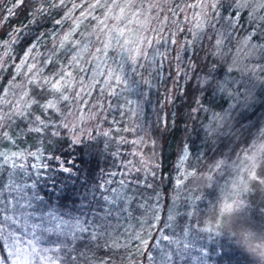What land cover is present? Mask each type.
<instances>
[{
  "label": "snow or ice",
  "instance_id": "obj_1",
  "mask_svg": "<svg viewBox=\"0 0 264 264\" xmlns=\"http://www.w3.org/2000/svg\"><path fill=\"white\" fill-rule=\"evenodd\" d=\"M3 2L4 0H0V4ZM9 2L11 8L7 9L8 15L13 16L14 9L25 4L26 0ZM31 3L32 22H35L37 16L50 15L51 9H67L63 20L71 19L77 9L81 11L72 31L65 33L59 42V47L66 49L65 55H71L68 65L63 66L52 76L40 77L37 73L29 80V84L36 89L48 87L50 92L59 93V101L65 102V111H61L57 106L58 101L54 100L40 104L29 97L21 108L19 103L0 99V149L5 142L11 146L7 150H0V264H80V259L87 255V251L80 250L78 244L109 249L127 248L132 245L135 253L144 255L152 240L153 231L156 232V239L152 241V251L147 252L149 264H191L193 260L198 261V264H208L212 253L223 250L224 246L219 243L220 235L214 231L211 222L200 228L196 222L186 221L182 237H177L173 228L176 214L172 207L168 209L163 227L158 228L161 219L159 194L157 204L153 207L155 214L150 219L142 220L141 229L134 235L130 234L131 225L121 224L131 217L129 204L133 196L129 195V192L133 189L129 185L151 187L146 183L147 176L153 178L156 176L154 172L148 170L143 159H141V163L145 165L143 179L139 181L128 179L130 173L140 171L129 161L127 171L108 172L106 178L95 184H88L82 191L71 194V198L78 201L77 204L61 206L60 201L69 195L67 187L69 185L75 187L78 178L77 172L74 171L75 157L67 161L71 166H66L61 156L46 155L42 148H38L37 151L11 150L19 149L17 139L21 138V133L63 139L61 130L67 133L70 141L69 151L78 145L88 149L91 147L90 142L97 140L98 137L104 138L107 148L113 139V132H119V128L110 127L98 132L97 135H92L80 127L85 119L82 107L75 113L76 119H72L74 115L71 111L72 102L81 100L84 94L91 95L97 87L101 95L106 94L110 98L108 102L110 109H118L122 117L127 113L128 120L133 122V127H125L123 131L142 134L138 139L131 141L120 137L118 142L133 145L142 143L144 134L147 133V125L143 121L136 124L135 120L144 115L146 106L152 107L151 94L157 90L158 84L167 78L165 76L167 46L176 43L175 39L164 37L161 44L159 35L152 37L151 33L163 31L162 26L169 23L177 26L179 31H184L178 27L176 18L180 16L183 17L182 22L189 25L187 31L192 36V39L184 41L173 58L179 62L175 65L176 80L178 81L182 75L185 83L192 79L191 71L196 68L191 59L193 46L207 38V30L210 29L217 35L216 51L212 55L219 58L226 54L236 30L247 26L243 44L248 48V53L244 57V62L233 58L223 77L217 72V64L213 63L208 67L206 74L201 71L195 79L196 86L201 89V96L207 91L211 92L209 104L223 99L227 103V108L222 112H216L205 107L201 99L197 98L196 107L192 108L191 112L211 114L210 122L201 126L205 132V142L212 145L210 151L215 148L218 140L227 139L231 143L243 137H252L241 151L230 150V154L221 153L219 158L207 163L206 171L199 172L198 166L203 160L204 153L198 152L191 167L185 169V162L191 153L188 145H184L177 165L178 175L175 177V189L178 192L183 189L184 206L188 209L183 215L187 218L215 213V217H218L228 201L237 198L239 208L248 215L253 226L264 232V221L257 222L249 214L252 207L250 194L264 191V119L261 117L257 120L250 119L257 108L264 105V0H193L187 4L183 0H81V3L71 2L70 6L69 0H31ZM225 4L226 14L221 17L216 9L218 6L224 7ZM97 10H101L99 15L96 14ZM189 10L195 11L189 15ZM162 12L165 13L163 17L160 15ZM245 12L247 15L244 17V24L241 25L240 17ZM86 19L95 22L91 33L84 37V43L81 40H72L73 34ZM154 22H158V26L150 28L149 25ZM61 23L62 20L55 21L57 25ZM217 24L220 26L217 27ZM13 31L19 33L20 29ZM253 37L259 42L253 43ZM226 40L228 44L225 43ZM90 45L94 51L89 50ZM35 47L36 45H33L28 49L21 65L27 62L29 53ZM83 52H89L90 59L87 63L92 65L91 68L84 69L79 66V57ZM184 52L189 53L187 60L184 59ZM48 62L51 61H46ZM73 64L79 71L78 77L67 71V67ZM181 64L185 67L181 68ZM35 67L34 64L30 65L28 71L31 72ZM85 71L90 76L87 84L83 79ZM74 85L78 86L79 90L68 94ZM5 91L0 89V92ZM28 95L29 93L25 91L24 96ZM33 104L45 112L51 109L54 113H59L63 119L59 122L50 116L42 119L29 111ZM5 108L8 110L5 111ZM29 115L32 116V120L28 122L35 124V127L21 129L20 132L14 131L13 135L5 130L12 128L14 119L26 121ZM96 115L92 113L87 119H94ZM234 121L238 127H234ZM117 123L113 120L114 126ZM254 127L255 133L252 132ZM49 143L51 144V141ZM151 143L154 144L155 141ZM113 155L119 156L120 153L115 152ZM49 160L57 162L58 167L50 168ZM244 164L255 167V173L247 171ZM224 172L231 178L221 184L217 176ZM57 173L66 174L65 179L60 180ZM101 176L105 177L103 171ZM117 176L122 178L115 180ZM190 178L202 180L207 188L214 189L210 194L213 199L196 194L195 188L184 189L185 181ZM41 188L48 194L47 196L41 193ZM178 198H172L173 205ZM198 202L206 203L201 207ZM122 226L124 233L128 234L123 243L116 235V230ZM165 231L173 234L166 235ZM201 233L206 235L202 236ZM145 235L147 239L144 238ZM226 235L229 237L230 245L235 246V250L245 252L236 245L233 238ZM203 241H210L211 247ZM197 243H201L202 246L197 248ZM153 252L156 253L155 257ZM101 264H111V261L103 260Z\"/></svg>",
  "mask_w": 264,
  "mask_h": 264
},
{
  "label": "trees",
  "instance_id": "obj_2",
  "mask_svg": "<svg viewBox=\"0 0 264 264\" xmlns=\"http://www.w3.org/2000/svg\"><path fill=\"white\" fill-rule=\"evenodd\" d=\"M186 1L190 2L191 0ZM36 6L38 7L39 5ZM32 7L33 5L31 0H26L25 4H22L18 8L14 9L15 15L9 16L7 11L8 8H11L9 0H4V2L0 4V29H3L5 26H9L11 31H9V34L12 35L14 33V29L24 28V32L22 34H14V37L16 38H13V41L10 42V48L8 51H0V54H4L0 62V89L4 87L7 82H10L15 78L17 80L24 79L25 73H16V67L21 61L23 53L27 50V48H30L33 45L38 47V44L36 43L37 40L40 39L38 43L41 49L38 56L42 57V54H44L45 50L50 46L49 41L51 37H53L58 31H62L67 28V21L62 19L66 10L65 8L51 9L50 15L46 14L37 16L35 17V22H32ZM225 7H227L226 4L224 7L218 6L216 9V11L220 13L221 17L226 14L224 10ZM245 15H247L246 12L240 17L241 25L244 24ZM5 17H7V19H5ZM56 20H62V23L57 25L55 24ZM219 26L220 25L217 24V27ZM184 27V31H177L178 36L176 43L167 46L168 58L165 62V76L167 78L161 81L157 86V90L151 94L150 98L152 101V107L148 108L146 106L144 115L135 120L136 124L143 121L147 125V133L144 134V140L142 143L133 145L131 143L121 144L118 142L120 137H124L125 139L131 141L135 140L137 136L142 134L140 132L130 133L123 131L125 127H133V122L128 120L127 113H125L122 117L118 109H110L108 107L110 98L106 94L101 95L98 87L91 92L87 103V111H89L90 114H97L93 119L95 129L94 132L92 130V135H97L98 132L103 131L102 128L108 129L110 127H116L120 129L119 132H113V139L108 143L107 148H105L104 138L98 137L97 140L90 142L91 147L88 149H86L83 145H78L74 148V150L69 151L68 147L70 141L68 140L67 133L64 130H61V135L64 137L63 139L43 136L41 146L46 155L61 156V158L65 160L66 166H71L67 164V161L72 157H75L74 164L76 167L74 168V171L77 172L78 178H76L75 187L71 185L67 187L69 195L64 196V198L60 201L61 206L69 203L73 205L77 204L78 201L71 198V194L82 191L88 184H95L100 179L106 178V174L108 172L115 171L119 173L127 171L129 161L137 169H140V171L130 173L128 179L137 181L143 179L145 176V165L141 163V159H143L148 167V170L150 172H154L156 176L155 178L150 175L147 176L146 183L150 184L151 187H145L143 185L138 187L129 185V187L133 189L129 192V195L133 196V200L129 204V212L131 214L130 218H132L130 221L135 220L136 222V220H139L140 216L143 214L150 202L157 200L158 194L160 197L159 201L164 203V211L167 214L170 201L176 192L174 183L175 177L178 175L177 165L181 155V150L185 144L188 145L189 152L191 153L189 159L185 162V169L191 167L194 163V157L198 152L204 153L203 160L198 166L199 172L206 171L207 163H211L212 160L219 158L221 153L230 154V150L239 152L246 146L248 140L252 139V137H243L241 140L232 141L231 143H229L227 139L218 140L215 148L210 151L209 149L212 148V145L205 142V132L201 126L210 122L211 114L210 112H197L195 114H192L191 112L192 108L196 107L195 100L197 98L201 99V102L205 105V107L211 108L216 112H220L225 105L227 107V103L223 99L217 100L214 104H209L211 92L207 91L203 96H201V89L196 86L195 79L197 74L201 73V71L206 74L208 67L213 63L217 64V72L221 77H223L230 61V54H232L233 50L237 48L236 43L239 42V39L247 34V26L240 27L236 30V35L232 38L231 44H229V48L226 50V54L219 58L212 55V53L216 51L215 40L217 35L210 29L207 30V38L202 39L198 45L193 46L194 50L191 54V59L195 63L196 68L191 71L192 79L187 83L184 82L182 75L178 81L176 80L175 65L179 62L173 60L178 53V48H180L184 43L183 40L185 37L181 39L180 36H183L185 33L188 34L187 29L189 25L186 24ZM167 30L168 28L165 26L163 32ZM8 35L7 37H9ZM180 39L182 42H180ZM253 40L255 42H259L255 37H253ZM225 43L228 44V41L226 40ZM0 48L2 47L0 46ZM59 53L53 55L52 52L51 62L47 63L48 67L45 66L47 68H44L43 74H50L56 69L57 57L63 52ZM183 55L185 60L189 58V53L184 52ZM180 67L184 68L185 65L181 64ZM35 69L38 70L39 67ZM169 72L171 73L170 75ZM26 73L29 74L31 72L27 71ZM32 95L35 100L42 104L50 96V91L46 87L40 89H36L34 87ZM60 107L61 111H64L65 105ZM29 111L34 112L35 115H37L41 109L37 108L36 105L33 104ZM262 114H264V105L259 106L250 119L257 120L258 117L263 119L264 117H262ZM29 116L30 119H32V116ZM53 117L54 120L57 119L56 114H53ZM113 120L118 122L115 126L113 125ZM27 125V121H21L20 119L14 123V127L19 130L25 129ZM233 125L234 127L239 126L236 121L233 122ZM34 126L35 124L33 127ZM258 126L259 124H257V127ZM252 132H256V127L252 129ZM25 137L29 138L33 142L31 143L32 146H40V144L35 143L37 142V137L33 134H25ZM49 141H51V144ZM151 141H155V143L152 144ZM132 146L137 150L135 153H139V155H135L134 152H132ZM115 152H119L120 155L114 156L113 153ZM132 153L133 159L130 158ZM48 163L50 168L53 166L58 167L57 162L54 160H49ZM102 171L105 174V177L101 176ZM57 176L60 180H63L65 179L66 174L57 173ZM225 177H229L227 172L222 173L220 176L218 175L217 179L220 180V183H222L225 180ZM121 178L122 177L117 176L114 179L119 180ZM81 181H86V183H81ZM190 187L196 189V194L204 195L208 197V199H213L210 194L214 191V189L207 188L204 181L190 178L185 181L184 189ZM40 191L43 195H48L44 192L43 188H41ZM179 193V198L176 200L175 204L176 217L173 225L174 233L177 237H182V229L185 227L186 221H194L200 228H203L207 222L214 224L216 219L215 213H209L208 215L200 214L198 216L185 218L183 214L188 211V209L184 206L183 189L180 190ZM249 199L252 205L249 210V214L257 222L264 221V191L251 193ZM198 203L201 207H203L206 202ZM164 215L162 214L161 218ZM121 224L123 225L122 222ZM134 224L130 223V233L133 229H137L138 227V222L137 226ZM159 227L163 226L158 224V228ZM123 233L124 230L122 227L116 230V235L119 238ZM165 233L168 235L173 234L168 231H165ZM201 235L204 236L206 234L201 233ZM154 239H156L155 231L152 233V240L149 242V246L152 244ZM203 243H208L211 247L210 241H203ZM219 243L224 246L223 250L211 254V259L209 260L211 264H255L253 258L246 252L237 251L235 250V246L230 245V240L226 233L220 235ZM77 247L82 251H87V255L80 259V264H95L93 261L97 264H101L99 262L103 260H110L111 264H124L130 259L127 253L131 252V246H128L127 248L121 247L118 249H109L78 244Z\"/></svg>",
  "mask_w": 264,
  "mask_h": 264
},
{
  "label": "rangeland",
  "instance_id": "obj_3",
  "mask_svg": "<svg viewBox=\"0 0 264 264\" xmlns=\"http://www.w3.org/2000/svg\"><path fill=\"white\" fill-rule=\"evenodd\" d=\"M71 2L81 3V0H69V6H70ZM183 2L187 4V3H192L193 0H191L190 2L186 1V0H183ZM65 11H67V9ZM80 11H81L80 9H77L73 13L72 18L69 19V20H66L67 21V28L66 29H64L62 31H58L57 33L54 34L53 37H51V39L49 41L50 42V46L45 50L44 54H42V57L38 56V53L40 52V49H41L40 46H39V43H38L39 40H40L39 39V40H37V43H36V44H38V47L36 46L35 48H33L32 52L29 53V55H28L27 62L25 64L21 65V61L24 60L25 53L29 49V48H27V50L23 53L21 61L18 63V65L16 67V73H19V72L25 73L24 74V79L17 80L15 78L12 81L7 82V84L4 87L1 88V89L6 90V91L5 92H0V99H6V100H9V101H12L13 103H19L20 107L23 108L25 101H28L29 97H31L32 99H35L34 96L32 95V90H33V88L35 86L29 84V80L34 75L39 73L40 77L52 76L54 73L60 71L63 66H67L68 65V62L71 59V55H69V56L65 55L66 49L65 48H60L59 47V42H60V40L62 39V37L64 36L65 33L72 31V29L74 27V23L77 20V18L79 17ZM100 11L101 10H97L96 14L99 15ZM194 11L195 10H189L188 14L191 15L192 12H194ZM209 11L211 12V9H209ZM160 15H161V17H163L165 15V13L162 12ZM169 19L171 20V15L170 14H169ZM176 19H177L179 28H181L182 26L184 27L187 24L186 22H182L183 21V17L182 16L177 17ZM94 23L95 22L91 21L90 19L84 20V22L80 25V27L73 34L71 39L72 40H81V42L84 43L85 42L84 37L88 36V34L91 33L92 26L94 25ZM109 23H111V22H109ZM157 26H158V22H154L152 25H149L150 28L151 27H157ZM165 26L168 28L167 31L163 32L164 31L163 30V31H160L159 33L152 32L151 36L152 37H156L157 35H159V37L161 38V43H162L164 37L176 40L177 36H178V32H177L178 28H177V26H174L171 23H169L167 25H163L162 27L165 29ZM183 27H182V29H183ZM184 28H186V27H184ZM23 30H24V28H20V31H19L18 34H22L24 32ZM9 31H10V27L9 26H5L3 29H0V39H1L0 40V46L2 47V48H0V51H3V52L8 51L9 48H10L9 47L10 42L13 41V38L14 39L16 38V37H14V34H16V33H13L11 35V34H9ZM53 32H54V30H53ZM7 35L9 37H7ZM245 36H242L239 39V42L236 43V47L237 48L235 50H233L232 54H230V61H229L228 66H231V61H232L233 58H238L241 62H244V57L248 53V48L243 44V39H244ZM184 37H185V39L183 41H185L186 39H188V40L192 39V36L191 35L189 36L187 33H185L183 36H180L181 39H183ZM181 39H180V42H182ZM216 39H217V37H216ZM3 41H8L9 43L8 44H4V43H2ZM252 42L256 43L254 40ZM54 48H55V54L54 55L58 54L59 52L60 53L63 52V53H61V55L57 57L56 69L53 72H51L50 74H47V75L43 74L44 68L46 69L48 67L46 61H49V60L52 59V52H53ZM180 48H178L177 51H179ZM89 50L90 51H94V48L90 45L89 46ZM162 50H163V48H162ZM150 51L151 50L149 49V52ZM74 54L75 53H72V55H74ZM3 55L0 54V62H1V58L3 57ZM89 59H90L89 52H83L82 55L79 57V61H80V65L79 66L84 68V69L91 68L92 65L87 63V61ZM33 64L36 66L35 68L39 67V69L37 70V69L33 68L31 73H29V74L26 73L28 71L29 66L33 65ZM45 66H47V67H45ZM18 69H19V71H18ZM41 70H42V73H41ZM67 71H71L73 73L74 77H78L79 76V71H78V69L76 68V66L74 64L71 65V66H68L67 67ZM233 74H235V73H233ZM83 79H84L85 84H87L88 80L90 79V76H89L87 71H85V73L83 75ZM101 79H103V78H101ZM46 88L49 90L48 87H46ZM78 90H79L78 86L74 85L71 89H69V93L68 94L74 93V92H76ZM25 91H27L29 93L28 96H24V92ZM59 95H60L59 93L50 92V96L42 104L47 103L48 100H54V101H58L57 106L59 108H61L60 106L65 105V102L59 101ZM88 99H89V95L84 94L82 96L81 100L73 101L72 102L71 111L74 113L72 119L75 120L76 119L75 113L82 107L85 119H84L83 123L80 125V127L86 129L88 132H90L92 134V130L94 132V129H95V124H94V120L93 119H87V117L89 115H91L90 112L87 111ZM224 108H227L226 105L221 109L220 112H222ZM4 110L7 111L8 109L5 108ZM64 111H65V109H64ZM53 114L57 115V119H55L57 122H59L61 119H63V117L59 113H54L51 109H48L46 112L41 109V111H39L36 116H40L42 119H44L45 117L50 116L54 120ZM17 120H19V119H14L13 120L12 128L5 129L6 131L9 132L10 135H13L14 131L15 132H20L19 129H16V127H14V123ZM30 120H32V119H30V116H29L28 120H26V121L28 122ZM33 125L34 124H31V123L28 122V125L25 128V130L27 128H29V127H33ZM102 130L104 131V130H107V129L106 128H102ZM33 135L36 136V134H33ZM36 137H37V142H35V143L36 144H40V146H32L31 143H33V142L29 138H26L25 134L21 133V138L17 139V144L19 145V149L12 148L11 150L16 151V150L23 149V150L37 151L38 148H42L41 142L43 141V136H36ZM138 137L139 136H137L135 139H138ZM10 147L11 146L7 142H5L3 147H2V149H0V150H7ZM132 152H134V153L137 152V150L135 148H133V146H132ZM130 158L133 159V153L130 156ZM230 178H231L230 176L228 178L225 177V180L221 184H223L225 181L229 180ZM174 187H175V183H174ZM179 195H180V193L176 190V192L174 193L173 197H179ZM156 204H157V200H154V201L150 202L148 207L144 210L143 214L140 216L139 220H136V222H135V220L130 221L132 218H130L128 220H125V221H122L123 225H125V226L126 225H130V223L134 224V222H135L134 225L137 226V222H138L137 229H133V231L130 234L134 235L137 231H139L141 229V223L140 222L142 220L150 219V217L155 214L154 211H153V207ZM175 204L173 205V201L171 200L169 208L170 207L174 208L175 209L174 213L176 214V208H175L176 206H175ZM159 206H160V217L162 216V214L163 215L165 214L159 221L160 222L159 224H161L163 226L164 223H165L166 216H167L168 213L166 214V212L164 211V207H165L164 203L159 201ZM145 227H147V226L145 225ZM122 229L124 230L123 226H122ZM164 234H166V233H164ZM124 235H125V233H123L122 236H120V238L118 237L121 243H123L127 239V235H125V236ZM166 235H168V234H166ZM144 238L147 239L148 237L145 235ZM201 245H202L201 243H197L196 247L199 248V247H201ZM129 246H131V252H128L127 255L130 257V259L124 264H149L148 257H147V252H151L152 251V244L150 246L148 245L147 252H145L144 255H140V254L135 253L134 250H133L132 245H129ZM134 254H136V255H134ZM152 254H153L154 257L156 256L155 252H153ZM93 262L95 264H97L95 261H93ZM99 263H101V261ZM191 264H198V261L193 260L191 262ZM208 264H211V262L208 261Z\"/></svg>",
  "mask_w": 264,
  "mask_h": 264
},
{
  "label": "clouds",
  "instance_id": "obj_4",
  "mask_svg": "<svg viewBox=\"0 0 264 264\" xmlns=\"http://www.w3.org/2000/svg\"><path fill=\"white\" fill-rule=\"evenodd\" d=\"M244 168L252 173L256 171L250 164H244ZM213 228L218 235L226 233L233 238L236 245L253 258L255 264H264V232L253 226L248 215L239 208L237 198L228 201L216 217Z\"/></svg>",
  "mask_w": 264,
  "mask_h": 264
}]
</instances>
